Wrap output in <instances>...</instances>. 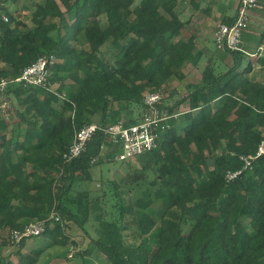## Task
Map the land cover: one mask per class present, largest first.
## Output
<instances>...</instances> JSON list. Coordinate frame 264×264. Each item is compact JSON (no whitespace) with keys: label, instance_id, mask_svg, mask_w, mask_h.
<instances>
[{"label":"trees","instance_id":"1","mask_svg":"<svg viewBox=\"0 0 264 264\" xmlns=\"http://www.w3.org/2000/svg\"><path fill=\"white\" fill-rule=\"evenodd\" d=\"M169 1L2 0L0 79L18 77L41 55L54 53L56 62L46 86L14 82L0 97V264H36L50 246L67 243L68 222L86 229L100 204L96 234L76 254L84 260L264 264V155L227 178L264 138V82L250 77L252 64L245 63L259 44H245L246 30L243 50L214 45L202 83H188L187 95L174 99L166 84L184 79L183 68L198 66L203 51L194 35H184L187 22ZM257 62L264 66V58ZM160 88L165 117L154 128L157 146L138 157V168L110 180L109 193L79 188L113 154L101 150L107 137L97 134L67 161L76 132L92 121L119 120L135 105L146 110V92ZM12 95L19 108L12 105L5 117ZM132 115L126 123L142 117ZM36 220L52 242L23 252L22 239L12 261L4 253L12 232Z\"/></svg>","mask_w":264,"mask_h":264},{"label":"built area","instance_id":"2","mask_svg":"<svg viewBox=\"0 0 264 264\" xmlns=\"http://www.w3.org/2000/svg\"><path fill=\"white\" fill-rule=\"evenodd\" d=\"M262 0H239L234 19L231 23H219L214 32V43L217 49L225 51L243 50V36L250 24V12L256 8ZM3 2L0 0V12ZM5 20L8 18L3 15ZM56 62L54 53L41 55L35 63L26 67L21 75L8 80L0 79V97L4 94L10 83H18L23 86H46L51 68ZM165 96L162 88L148 91L145 94L147 109L141 119L135 123L128 124L126 120L119 119L111 123L92 121L82 126L75 134L73 141L63 157L67 161L79 157L87 148V144L97 134L107 137L101 145V150H111L113 159L118 161H130L139 157L146 151L157 146V134L154 132L155 125L165 116L157 104ZM4 102L3 106H6ZM264 155V138L258 145L256 154L241 155L244 164L236 171H229V180L237 177L244 169L252 166V162L258 156ZM97 158H94L96 160ZM56 220L58 215H52ZM46 229L43 221H32L23 229H16L11 234V243H18L22 239H29L42 235ZM75 251L70 253V257Z\"/></svg>","mask_w":264,"mask_h":264},{"label":"rangeland","instance_id":"3","mask_svg":"<svg viewBox=\"0 0 264 264\" xmlns=\"http://www.w3.org/2000/svg\"><path fill=\"white\" fill-rule=\"evenodd\" d=\"M233 0H224V6H227L228 10L230 12L233 11V8L231 7ZM258 7V6H257ZM107 52L106 56L110 57L111 50L108 49V47L104 48ZM210 55V53H209ZM207 58L204 59L201 62H204L202 64L203 67L201 69L196 68L193 64L188 63L189 65L186 66L185 69V78L184 79H177L174 78L172 81H169L166 84V90L171 91L174 90L175 98L184 97L187 95V83L188 81H201V76H203V70L205 68V65L207 63ZM192 66V67H191ZM202 74V75H201ZM3 97V96H2ZM168 100V98H166ZM174 99L170 100V102L174 101ZM166 100V101H167ZM9 103H7L6 106H3V116L7 117L10 114V111L12 110V105L15 108H19V99H17L15 96L12 95V98L9 96ZM169 102V100H168ZM188 109L187 104H183L180 106L179 110L184 111ZM127 111V110H126ZM125 111V112H126ZM134 114L140 113L142 116L145 113V110L139 108L138 106L133 107ZM125 116H120V119L127 120L129 119L130 115H132V112L130 114V111L126 112ZM141 118V117H140ZM22 127V126H21ZM140 166L139 164V158L131 159L130 161H118V160H110L109 162H104L101 165L94 166L92 168L93 173V180L81 182L78 185L81 189H89V191L92 193V195H100L104 192V190H108V193L110 192V187L108 185V182L110 180H116L119 181L128 171L138 168ZM110 188V189H109ZM131 196L136 199L140 196V191H135L131 194ZM104 204H100V206L95 207L92 212V217L88 225L86 226V229L81 228L79 225H77L74 222H68L66 227V233L69 236L68 241L65 245H54L50 246L37 260L36 264H107L106 260L104 258H95V259H87L84 260L81 257H78L76 254L80 250H85L90 242V239L93 235L96 234L95 228L97 225V218L99 215V211L101 207ZM104 208V207H103ZM106 209V208H105ZM128 235L130 234V231L127 230L126 232ZM129 239H132L129 237ZM26 248L25 251H29L32 248L35 247H45L49 243L52 242V238L50 236H46L44 234L35 236L33 238H29L26 241ZM16 247L14 243H11L10 246L4 248V253L6 255L10 254V259L12 261H17L18 256L15 253ZM72 251H75L74 256L70 257V253Z\"/></svg>","mask_w":264,"mask_h":264},{"label":"crops","instance_id":"4","mask_svg":"<svg viewBox=\"0 0 264 264\" xmlns=\"http://www.w3.org/2000/svg\"><path fill=\"white\" fill-rule=\"evenodd\" d=\"M238 3L239 0L232 1V12L228 10L227 6H224V0H170L168 4L170 10L174 14L187 22L184 35H194L197 48L203 51V55L200 58V61H203L206 58L208 60L210 56L209 53L215 45L214 32L217 26L219 23H227V21L233 20ZM161 12L168 15L163 9H161ZM246 33L249 35V40L245 41L247 46L253 49L257 43L259 44L255 51L250 50L246 55L245 63L250 62L252 64V68L248 72V75L254 77L258 81L264 82V66L257 62L259 59L264 58V0L260 2L258 7L251 10L250 25ZM202 63L204 62H201V64L199 63V65L195 67L201 69L204 65ZM188 65L189 64H186V66ZM184 68L183 72L185 71ZM201 78H203V76H201ZM202 81V79L201 81L192 80L188 81V83L200 84ZM116 107L117 106H115V108ZM126 109V112L129 110L130 114L131 112L134 114V112L131 111L133 108ZM125 111L122 112L121 116L128 114ZM131 116L133 115H130V117ZM25 248L23 252H25Z\"/></svg>","mask_w":264,"mask_h":264}]
</instances>
